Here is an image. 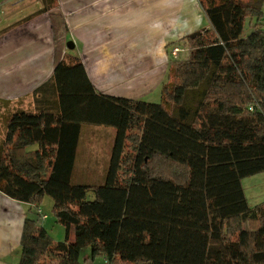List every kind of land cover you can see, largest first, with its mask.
Segmentation results:
<instances>
[{"label": "trees", "instance_id": "trees-1", "mask_svg": "<svg viewBox=\"0 0 264 264\" xmlns=\"http://www.w3.org/2000/svg\"><path fill=\"white\" fill-rule=\"evenodd\" d=\"M262 1L197 0L208 27L168 64L159 104L97 93L76 56L55 62L6 123L0 193L50 197L64 238L26 216L17 264H80L84 248L110 264H264V202L241 186L264 172ZM83 126L114 130L100 184L73 182Z\"/></svg>", "mask_w": 264, "mask_h": 264}, {"label": "crops", "instance_id": "crops-1", "mask_svg": "<svg viewBox=\"0 0 264 264\" xmlns=\"http://www.w3.org/2000/svg\"><path fill=\"white\" fill-rule=\"evenodd\" d=\"M193 1L55 0L37 13L38 0H0V100L30 95L58 59L73 55L97 93L148 102L167 75L165 42L208 27ZM32 210L44 227L36 207L0 193V264H17Z\"/></svg>", "mask_w": 264, "mask_h": 264}, {"label": "rangeland", "instance_id": "rangeland-1", "mask_svg": "<svg viewBox=\"0 0 264 264\" xmlns=\"http://www.w3.org/2000/svg\"><path fill=\"white\" fill-rule=\"evenodd\" d=\"M42 0L40 2V9H42ZM197 1V0H196ZM241 2H255L256 0H240ZM195 3V0L193 1ZM262 12H264V1L261 3ZM201 13L200 7L198 8V14ZM4 10L0 6V18L3 16ZM264 14V13H262ZM200 17V15H199ZM250 20V19H248ZM262 25H264V16L260 20ZM207 23V20L204 19ZM246 32L253 28V22L246 23ZM201 34L202 29L198 30ZM196 33V32H194ZM182 36L176 40L170 42L166 41L164 45V50L167 58L168 64L172 60H183L188 55L185 52V48H189L188 36L194 34ZM65 43V41H64ZM178 48L175 54H173L174 49ZM175 57V58H174ZM168 69V68H167ZM167 77V75H166ZM166 81V78H165ZM164 81V82H165ZM163 82V83H164ZM162 83V84H163ZM149 103H160V91L153 93L150 97L146 98ZM136 100V99H135ZM32 109V96L26 95L17 100H0V144L3 142L6 131V123L15 111H31ZM114 130L109 127L104 126H83L80 132L79 142L77 146L76 162L73 174V182L75 183H89V184H100L105 169L108 165L110 150L113 142ZM30 150V149H28ZM126 150L125 152H128ZM163 176H170L168 171H163ZM92 178V179H91ZM241 186L243 190L244 197L250 208L261 204L264 202V172L257 173L245 177L241 180ZM91 193H88V199H91ZM52 199L45 196L42 199V203L39 208L41 213L46 215L47 219L44 220L43 225L46 228L47 233L53 241H62L64 238V228L56 223L55 218L52 214ZM38 208V206H37ZM29 217L36 219L35 210L31 211L28 215ZM78 260L80 264H101L102 258L96 257L91 259L89 257L88 248H84L80 251Z\"/></svg>", "mask_w": 264, "mask_h": 264}, {"label": "built area", "instance_id": "built-area-1", "mask_svg": "<svg viewBox=\"0 0 264 264\" xmlns=\"http://www.w3.org/2000/svg\"><path fill=\"white\" fill-rule=\"evenodd\" d=\"M177 49H178V48H175V49H174L173 54H175V52L177 51ZM185 49H186L185 52H188V48H185ZM174 58H175V57H174ZM36 210H37V213H38V215H39V219H40V220H44V219L46 218V216L43 215V214L41 213L39 207H38V208L36 207ZM101 264H110V262H109L107 259H102Z\"/></svg>", "mask_w": 264, "mask_h": 264}, {"label": "water", "instance_id": "water-1", "mask_svg": "<svg viewBox=\"0 0 264 264\" xmlns=\"http://www.w3.org/2000/svg\"><path fill=\"white\" fill-rule=\"evenodd\" d=\"M198 35H200V32H196V33L190 35V38L193 39V38H195Z\"/></svg>", "mask_w": 264, "mask_h": 264}]
</instances>
